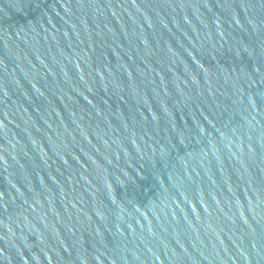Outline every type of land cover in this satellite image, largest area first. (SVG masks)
I'll return each mask as SVG.
<instances>
[{
	"label": "water",
	"instance_id": "1",
	"mask_svg": "<svg viewBox=\"0 0 264 264\" xmlns=\"http://www.w3.org/2000/svg\"><path fill=\"white\" fill-rule=\"evenodd\" d=\"M0 264H264V0H0Z\"/></svg>",
	"mask_w": 264,
	"mask_h": 264
}]
</instances>
